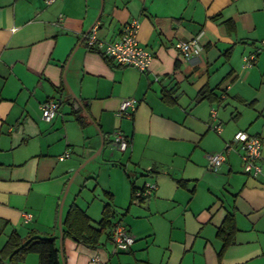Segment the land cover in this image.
<instances>
[{"label": "crops", "instance_id": "1", "mask_svg": "<svg viewBox=\"0 0 264 264\" xmlns=\"http://www.w3.org/2000/svg\"><path fill=\"white\" fill-rule=\"evenodd\" d=\"M130 18L153 54L145 71L84 40L90 25L112 39ZM196 34L199 53L183 57L176 43ZM250 52L255 62L242 68ZM125 97L137 100L129 116L117 114ZM47 99L59 103L50 121L39 107ZM240 129L260 137L264 156V0H0V248L12 230L36 229L58 245L60 206L63 218L77 204L97 226L109 202L131 247L113 248L110 228L96 247L63 234L64 264H264V173L244 172L235 143L207 168L206 155ZM116 130L128 139L122 151L111 145ZM101 143L89 173L69 181ZM145 182L155 189L131 203ZM227 216L234 229L222 248Z\"/></svg>", "mask_w": 264, "mask_h": 264}, {"label": "built area", "instance_id": "2", "mask_svg": "<svg viewBox=\"0 0 264 264\" xmlns=\"http://www.w3.org/2000/svg\"><path fill=\"white\" fill-rule=\"evenodd\" d=\"M55 0H43L44 4H50ZM61 20L58 16L57 22ZM139 21L136 18H130L121 27L119 33L109 40H101L97 36L96 26H93L89 32L84 35V40L88 47L99 50L105 57L110 58L114 63L120 66H131L139 71H145L149 68V64L153 58V54L148 51L138 39ZM199 34L192 36L187 40H180L176 43V48L181 52L183 57L189 58L196 56L201 45L199 43ZM256 52H250L242 57V68L251 67L255 62ZM223 96V95H222ZM136 98H122L117 114L129 116L136 105ZM59 103L55 99H47L40 103L41 118L50 121L56 114ZM216 110L211 109V116L215 118ZM217 131L220 130V122L213 125ZM236 144L241 158V164L244 172L256 176L264 173L260 161L264 159L261 153V139L259 136L250 134L246 130L240 129L235 132L231 143L219 151L211 152L206 155L207 168L216 170L225 160V152ZM111 145L119 151L124 150L128 145L127 137L121 131H114L111 139ZM69 156V150H65L57 158L62 160ZM155 189L154 182H145L141 188L135 190L137 197H143L151 193ZM31 213L24 212V220L31 218ZM109 240L113 248L120 250H128L134 242V237L128 228L119 221L111 226L109 232Z\"/></svg>", "mask_w": 264, "mask_h": 264}, {"label": "trees", "instance_id": "3", "mask_svg": "<svg viewBox=\"0 0 264 264\" xmlns=\"http://www.w3.org/2000/svg\"><path fill=\"white\" fill-rule=\"evenodd\" d=\"M210 96L211 92L207 90L199 92V98H209ZM72 112L75 114V118L80 121L81 117L77 114L78 110L73 109ZM105 194L111 196L108 192H105ZM137 198L139 197L132 193L130 202L136 201ZM113 216L114 211L111 209V204L106 202L102 207L97 226H93L85 210L71 202L62 218L63 234L75 242L88 247H96L105 230L107 228L111 229L113 225L111 218ZM233 229L231 217H225L217 230V235L223 240L222 248L232 241ZM109 232L107 231V235H109ZM31 252L38 255V264H61L56 237L45 235L36 229L29 231L25 236H21L15 230H12L0 248V264L5 262L16 264Z\"/></svg>", "mask_w": 264, "mask_h": 264}, {"label": "water", "instance_id": "4", "mask_svg": "<svg viewBox=\"0 0 264 264\" xmlns=\"http://www.w3.org/2000/svg\"><path fill=\"white\" fill-rule=\"evenodd\" d=\"M92 27H93V25H90V26L87 28L86 33L89 32L90 29H91ZM71 94L73 95V93H71ZM101 148H102V143L99 145V147L97 148V150H96L91 156H89L88 158H86V159L80 164L79 167H77L75 170H73V173H72V175H71L69 181L72 180V178L74 177V175L80 170L81 167L84 166V164H85L89 159L93 158L97 153L100 152ZM68 184H69V183H68ZM66 192H67V187H66V189H65V191H64V193H63V198H62V199H64V197H65V195H66ZM57 225H58L59 234H60V235H59V240H58L59 255H60L61 264H64V262H63V257H62V251H61V241H62V235H63V232H62V215H61V206H60L59 211H58Z\"/></svg>", "mask_w": 264, "mask_h": 264}, {"label": "rangeland", "instance_id": "5", "mask_svg": "<svg viewBox=\"0 0 264 264\" xmlns=\"http://www.w3.org/2000/svg\"><path fill=\"white\" fill-rule=\"evenodd\" d=\"M93 158H96V157H93ZM93 158H92V159H93ZM92 159L90 160L89 163H88V162L85 163L84 166L80 168L82 172H85V174L89 173L88 171L92 169V166L94 167V165H93L94 163H93V160H92ZM82 172H81V173H82ZM81 173L78 172V174H81ZM111 246H112V245H111ZM112 247H113V246H112Z\"/></svg>", "mask_w": 264, "mask_h": 264}]
</instances>
